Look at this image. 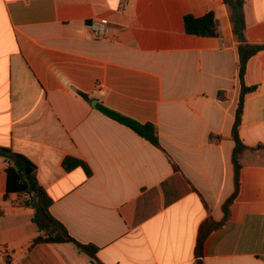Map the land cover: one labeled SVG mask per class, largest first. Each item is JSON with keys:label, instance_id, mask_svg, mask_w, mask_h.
<instances>
[{"label": "crops", "instance_id": "crops-1", "mask_svg": "<svg viewBox=\"0 0 264 264\" xmlns=\"http://www.w3.org/2000/svg\"><path fill=\"white\" fill-rule=\"evenodd\" d=\"M244 9L247 42L264 45V0ZM211 12L220 37L186 32L185 16ZM239 62L224 0H0V147L35 166L55 219L99 248L94 261L71 243L34 244V210L7 194L0 157V264H197L207 220L222 225L205 264H264V50L247 65L249 149L224 212L236 192ZM98 105L155 125L161 148ZM67 158L90 174L67 171Z\"/></svg>", "mask_w": 264, "mask_h": 264}, {"label": "trees", "instance_id": "trees-1", "mask_svg": "<svg viewBox=\"0 0 264 264\" xmlns=\"http://www.w3.org/2000/svg\"><path fill=\"white\" fill-rule=\"evenodd\" d=\"M224 3L230 10L231 22L233 25V33L238 41L239 49V76L242 84V93L238 104L236 120L232 131V137L235 141V149L233 153V165L235 168V195L230 198L224 205L225 215L228 216L229 206L238 194L240 187L241 175V156L249 149L240 138V125L243 114L244 99L247 93L252 92L255 87H247L244 82L247 65L251 58L264 50L263 44H250L245 37L246 18H245V0H224ZM185 30L188 34L202 37H220L219 21L214 13H208L203 17L196 18L193 15H187L184 18ZM84 98L88 96L82 94ZM98 109L107 117L117 121L118 123L130 128L144 139L148 140L157 148H161L158 130L153 124H141L131 118L123 116L113 110H110L102 105H98ZM0 157H3L8 166L7 172V194L19 193L23 194L26 200L23 205L34 210L33 222L37 226L40 236L34 240V244L53 243L74 244L81 252L87 254L94 261H98L97 254L99 248L93 244H81L75 240L68 232L66 227L61 224L51 213L53 200L47 191L40 185L35 173V166L24 156L14 153L11 149L0 147ZM17 165L20 170L17 171L14 166ZM67 171H71L77 167H83L88 174L90 170L88 166L79 160L67 158L63 164ZM31 167L32 173L27 174L26 168ZM177 169V167H175ZM227 219V218H226ZM221 223H215L212 220H207L201 229L197 240V264H205L204 262V247L207 237L210 233L220 227Z\"/></svg>", "mask_w": 264, "mask_h": 264}, {"label": "built area", "instance_id": "built-area-1", "mask_svg": "<svg viewBox=\"0 0 264 264\" xmlns=\"http://www.w3.org/2000/svg\"><path fill=\"white\" fill-rule=\"evenodd\" d=\"M90 28L93 34L97 37H104L106 35V30L103 27L101 28L99 26L92 25Z\"/></svg>", "mask_w": 264, "mask_h": 264}, {"label": "water", "instance_id": "water-1", "mask_svg": "<svg viewBox=\"0 0 264 264\" xmlns=\"http://www.w3.org/2000/svg\"><path fill=\"white\" fill-rule=\"evenodd\" d=\"M14 168L17 170V171H19L20 170V168L17 166V165H15L14 166ZM32 168L31 167H27L26 168V172H27V174H30V173H32Z\"/></svg>", "mask_w": 264, "mask_h": 264}]
</instances>
